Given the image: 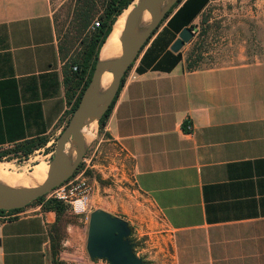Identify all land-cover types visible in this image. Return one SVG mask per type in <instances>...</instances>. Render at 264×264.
<instances>
[{"label": "crops", "instance_id": "0c3cea01", "mask_svg": "<svg viewBox=\"0 0 264 264\" xmlns=\"http://www.w3.org/2000/svg\"><path fill=\"white\" fill-rule=\"evenodd\" d=\"M183 1L124 72L103 130L131 158L133 183L164 224L169 264H264L263 5L231 24L239 39L187 68L186 49L209 30L210 19L200 21L208 0L180 60L136 72ZM71 65L58 52L50 0H0V152L56 136L80 87ZM20 212H0V264H52L55 244H85L86 231L53 210Z\"/></svg>", "mask_w": 264, "mask_h": 264}, {"label": "rangeland", "instance_id": "374dc122", "mask_svg": "<svg viewBox=\"0 0 264 264\" xmlns=\"http://www.w3.org/2000/svg\"><path fill=\"white\" fill-rule=\"evenodd\" d=\"M137 1L133 0L132 6ZM72 2L73 0H50L57 42L61 39L60 35L63 30L66 29L64 21L68 18ZM261 3L264 11V0H211L200 15V21L210 19L203 26L209 27V30L207 29L206 34L204 33L203 37L198 39L200 41L197 44L194 42V44L188 46L185 51L186 56L189 55V58H194L196 55H200L201 61H212L215 54L214 51L219 50L228 39H239L238 25L232 31L233 27L230 29L231 24L237 23L239 18L252 16L255 10L258 11L260 9L258 4ZM227 18L235 20L229 21ZM58 32H60L59 36L57 35ZM251 35L250 37H252ZM78 49V46L72 48L68 53L67 59H76ZM132 63L133 61L130 64ZM78 90L79 88L76 94ZM71 113L72 111L69 109L60 131L50 142H46L47 140L42 138L43 144L32 148L27 153L16 146L2 151L3 155L0 161L8 162L7 164H0V179L3 180H0V183L2 181L3 186H5L6 180L14 176L22 181L21 187H27L32 182L26 177L37 166L45 167L47 165L49 167L56 139L67 124ZM89 129H91V132ZM89 129L85 128L83 130V133L89 137V141L83 143L81 160L72 174L59 184L70 180L80 173V176L84 177L91 187L88 197V209L90 212L100 208L111 215L124 219L130 227L129 238L133 242V251L138 253L137 256L143 257L142 260L145 264H169L163 255L165 244H160L161 236H163L164 240V224L148 198L135 187L132 177L131 158L103 130H98L96 121L94 127ZM68 144L75 148L71 137L65 143L64 150ZM73 158L69 160V163L72 162ZM49 191L43 195L44 198H50L48 197ZM36 204L32 200L20 208H15L17 209L15 211H13L14 209L2 210L7 213L22 212L23 210L29 212ZM64 207L57 216L63 215L62 221L64 224L74 225L78 229L79 235V231L85 233L87 223L80 216L71 213L66 206ZM7 210L12 211L9 212ZM50 253L52 264H92L87 255L85 244H55L52 246Z\"/></svg>", "mask_w": 264, "mask_h": 264}, {"label": "water", "instance_id": "95a60500", "mask_svg": "<svg viewBox=\"0 0 264 264\" xmlns=\"http://www.w3.org/2000/svg\"><path fill=\"white\" fill-rule=\"evenodd\" d=\"M178 1L179 0H138L135 3L128 12L118 37L121 46L118 56L113 59L105 60L102 63L106 65V68H108L113 75L111 84L101 94L94 98L90 100L85 98V93L92 84L97 67L100 64L97 55L89 82L82 92L75 108L72 110L67 124L56 139L54 153L44 180L37 186L19 188L6 187L0 183V201L4 204L0 205V209L20 208L35 198L44 195L72 174L83 155V142L79 127L86 113L96 103L103 102L104 106L98 115L99 118L114 96L120 79L129 64L139 54L144 44L150 38L151 34L157 28L159 22L164 18L169 9ZM143 11L149 13V21L137 34H134L133 24ZM192 35L189 26L182 27L177 32L176 38L169 45L168 49L172 52H177L184 43H187L192 38ZM70 137L74 141L75 148L74 158L72 162L69 163V160H67L64 154V145ZM63 164L65 167H62ZM129 234L130 227L124 219L111 215L100 208L92 210L88 216L85 238V249L88 257L90 259H105L108 264H145L142 258L134 253L133 243L129 238Z\"/></svg>", "mask_w": 264, "mask_h": 264}, {"label": "trees", "instance_id": "16d2710c", "mask_svg": "<svg viewBox=\"0 0 264 264\" xmlns=\"http://www.w3.org/2000/svg\"><path fill=\"white\" fill-rule=\"evenodd\" d=\"M207 1L208 0H184L167 20L166 25L163 26L152 39L149 46L142 54L139 64L135 68L136 72H142L148 68L161 71L170 70L180 60L181 55L179 51H170L168 46L175 39V35L182 27L192 26L190 22L204 7ZM131 2L132 0H73L68 18L65 19L66 22L64 21L66 29L63 30L61 35L60 32L57 34L58 36L60 35L61 38L57 42V48L62 58H66L72 48L76 46L79 47L76 59L71 61L76 63L77 70L75 73L78 76L80 87L78 93L71 102L70 111L75 108L82 92L89 82L102 42L104 40L106 41L116 19ZM94 19L98 21V26L96 27H92V21ZM202 33H205V31L203 30ZM186 60L187 68H191L200 60V55H196L194 58H189L188 55ZM131 65L132 64L129 65L128 69ZM110 104L97 120L99 131L103 130ZM104 133L106 134L105 131ZM42 144L43 139L39 138L36 140H26L16 145V147L27 153L32 148ZM2 155L3 152H0V158ZM34 202L40 204L43 209L53 210L56 215L65 208V205L61 202L52 198H44L43 195L35 198ZM15 210L17 209L13 211ZM3 211L4 210L0 209V212ZM7 211L10 212L12 210Z\"/></svg>", "mask_w": 264, "mask_h": 264}, {"label": "bare ground", "instance_id": "6f19581e", "mask_svg": "<svg viewBox=\"0 0 264 264\" xmlns=\"http://www.w3.org/2000/svg\"><path fill=\"white\" fill-rule=\"evenodd\" d=\"M131 8H132V4L129 5L126 9H124L123 12L118 16V18L116 19V21L113 25L111 33L109 34L105 43L102 45V47L100 49V52L98 55V62L100 64L97 67V71H96V74L93 78L92 84L90 85L87 92L85 93L86 99L90 100V99L94 98L95 96L101 94L112 82V76L113 75H112L111 71L108 68H106V65H103L102 63L105 60L113 59V58L118 56V54L120 52V48H121V46L119 44L118 37H119L121 29L123 27L124 20L127 16L128 12L131 10ZM148 21H149V13L147 11H143L141 13V15L136 19V22L133 24L134 34H137L147 24ZM103 106H104L103 102H98L95 105H93L91 107V109H89V111L86 113L84 120L80 124L79 131H80V135H81V139H82L83 143L89 141V137H87L83 133V130L85 128L89 129V128L94 127L95 121L98 118V115L101 112ZM89 130L91 132V129H89ZM64 154H65L67 160H71L73 158V155H74L73 146L68 144L67 148L64 150ZM62 167H65V165L63 164ZM47 170H48L47 165H45V167L44 166H37L33 170V172L29 176L26 177V179H28V180H30V182H32V184L28 185V187L37 186L38 184H40L44 180V178L47 174ZM24 175H26V174H24ZM6 178H8V177H6ZM0 180H2V179H0ZM2 181H1V184H3ZM21 183H22V181L19 180V178H16L13 176L12 178L10 177L8 180H6L5 186L10 187V188H19V187H21L20 186ZM0 205H4L2 203V201H0Z\"/></svg>", "mask_w": 264, "mask_h": 264}, {"label": "built area", "instance_id": "2783aa9c", "mask_svg": "<svg viewBox=\"0 0 264 264\" xmlns=\"http://www.w3.org/2000/svg\"><path fill=\"white\" fill-rule=\"evenodd\" d=\"M98 26V21H92V27ZM73 71L77 70L76 65H71ZM189 128V125L186 126ZM90 185L86 179L80 176V173L70 180L58 184L49 191L50 198L61 202L67 209L82 218L87 223L90 210L88 209V197L90 194ZM92 264H108L105 259L94 258L90 259Z\"/></svg>", "mask_w": 264, "mask_h": 264}, {"label": "flooded vegetation", "instance_id": "af4514ba", "mask_svg": "<svg viewBox=\"0 0 264 264\" xmlns=\"http://www.w3.org/2000/svg\"><path fill=\"white\" fill-rule=\"evenodd\" d=\"M130 240H131V238H130ZM132 241V240H131ZM133 243V242H132Z\"/></svg>", "mask_w": 264, "mask_h": 264}]
</instances>
